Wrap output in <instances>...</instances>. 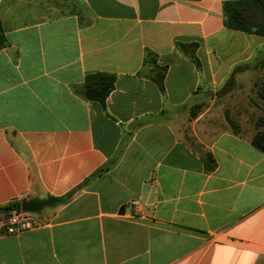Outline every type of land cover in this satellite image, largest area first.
<instances>
[{
    "label": "crops",
    "instance_id": "0c3cea01",
    "mask_svg": "<svg viewBox=\"0 0 264 264\" xmlns=\"http://www.w3.org/2000/svg\"><path fill=\"white\" fill-rule=\"evenodd\" d=\"M225 1L0 0V207L59 198L36 228L0 225V264H264V153L206 123L264 57ZM97 72L103 104L80 94Z\"/></svg>",
    "mask_w": 264,
    "mask_h": 264
},
{
    "label": "trees",
    "instance_id": "16d2710c",
    "mask_svg": "<svg viewBox=\"0 0 264 264\" xmlns=\"http://www.w3.org/2000/svg\"><path fill=\"white\" fill-rule=\"evenodd\" d=\"M263 3L264 0H229L223 3V15H224V25L233 30H239L248 34H256L259 36L264 37V27H259L257 24H252L250 18L247 16L246 12L251 10L253 7L257 6L258 4ZM4 46V35L2 29L0 27V48ZM196 44H184V43H177V47L183 53L188 55L192 61L198 64V60L194 56V48ZM150 54L147 52L145 56V62H148ZM264 63V57H263ZM165 73V68H156L155 74H153V79L161 85L163 77ZM114 84V75L105 72H97L88 74L85 79L84 83L80 89V94L87 100L97 101L101 104L105 102L107 95L113 88ZM198 105H195L192 109L190 114L195 116L197 112L195 108ZM230 128L233 132L237 133L239 128L236 124L228 120ZM258 126L264 127V114L257 123ZM251 144L255 146L257 149L264 153V131H256L250 140ZM211 163L207 166V169H211L214 166V161L210 159ZM103 168H100L94 172V174L99 173ZM20 206L19 203H13L11 205H5L0 207V212H6L12 207L18 208Z\"/></svg>",
    "mask_w": 264,
    "mask_h": 264
},
{
    "label": "rangeland",
    "instance_id": "374dc122",
    "mask_svg": "<svg viewBox=\"0 0 264 264\" xmlns=\"http://www.w3.org/2000/svg\"><path fill=\"white\" fill-rule=\"evenodd\" d=\"M252 24L264 27V4L260 3L246 12ZM263 37V36H262ZM258 69L251 78L253 87L247 93H240L239 89H233L228 99L223 102L215 103L212 118H208V126L230 128L228 120L236 124L240 129L248 131L253 135L256 131H264V127L258 126L257 121L264 114V63L263 58L257 63ZM209 101L198 104L196 112L210 108ZM211 111V109H209ZM231 129V128H230ZM252 137V136H251ZM46 207H44L45 209ZM41 211V210H40ZM38 213V212H37ZM36 214V213H35ZM38 215V214H37Z\"/></svg>",
    "mask_w": 264,
    "mask_h": 264
},
{
    "label": "built area",
    "instance_id": "2783aa9c",
    "mask_svg": "<svg viewBox=\"0 0 264 264\" xmlns=\"http://www.w3.org/2000/svg\"><path fill=\"white\" fill-rule=\"evenodd\" d=\"M131 209V215L142 213V202L139 199H131L125 204ZM41 218L33 212L23 211L20 207L12 209L0 220V225L7 234H19L23 231L36 228L42 224Z\"/></svg>",
    "mask_w": 264,
    "mask_h": 264
},
{
    "label": "water",
    "instance_id": "95a60500",
    "mask_svg": "<svg viewBox=\"0 0 264 264\" xmlns=\"http://www.w3.org/2000/svg\"><path fill=\"white\" fill-rule=\"evenodd\" d=\"M59 198L50 196L46 199L35 200V199H26L20 203V208L23 211L37 213L42 210L44 207L52 206L57 203Z\"/></svg>",
    "mask_w": 264,
    "mask_h": 264
}]
</instances>
